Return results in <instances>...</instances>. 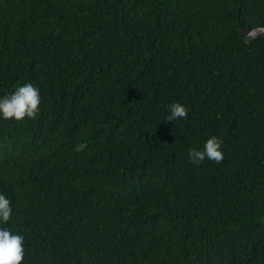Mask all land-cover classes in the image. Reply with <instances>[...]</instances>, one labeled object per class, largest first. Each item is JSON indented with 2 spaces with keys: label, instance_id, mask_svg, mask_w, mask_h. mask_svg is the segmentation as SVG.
<instances>
[{
  "label": "trees",
  "instance_id": "1",
  "mask_svg": "<svg viewBox=\"0 0 264 264\" xmlns=\"http://www.w3.org/2000/svg\"><path fill=\"white\" fill-rule=\"evenodd\" d=\"M241 1L0 0V97L41 96L0 119L22 264H264V34H241L264 0ZM211 136L223 162L192 164Z\"/></svg>",
  "mask_w": 264,
  "mask_h": 264
},
{
  "label": "clouds",
  "instance_id": "2",
  "mask_svg": "<svg viewBox=\"0 0 264 264\" xmlns=\"http://www.w3.org/2000/svg\"><path fill=\"white\" fill-rule=\"evenodd\" d=\"M41 96L39 89L31 82L16 86L10 94L0 97V119L23 121L25 118L35 120L40 111ZM165 121L172 122L188 117V109L176 102L168 105ZM223 141L211 136L201 150L189 149L187 155L192 164H201L205 159L222 163L223 152L220 150ZM11 202L0 194V223L7 224L11 218ZM24 237L14 234L8 228H0V264H22L24 260Z\"/></svg>",
  "mask_w": 264,
  "mask_h": 264
},
{
  "label": "water",
  "instance_id": "3",
  "mask_svg": "<svg viewBox=\"0 0 264 264\" xmlns=\"http://www.w3.org/2000/svg\"><path fill=\"white\" fill-rule=\"evenodd\" d=\"M240 3H242V1L240 0ZM240 14H241V6L239 7V15L238 17H240ZM241 34L248 38L249 40H252L258 36H260L261 34H264V28H258V29H255V30H252V31H248L244 28H241Z\"/></svg>",
  "mask_w": 264,
  "mask_h": 264
}]
</instances>
